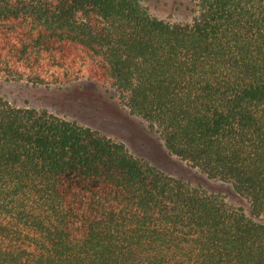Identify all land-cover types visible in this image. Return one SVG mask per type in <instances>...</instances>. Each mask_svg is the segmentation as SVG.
Wrapping results in <instances>:
<instances>
[{"label":"trees","instance_id":"16d2710c","mask_svg":"<svg viewBox=\"0 0 264 264\" xmlns=\"http://www.w3.org/2000/svg\"><path fill=\"white\" fill-rule=\"evenodd\" d=\"M0 0V79L93 80L249 209L102 131L0 96V264H264V0Z\"/></svg>","mask_w":264,"mask_h":264},{"label":"rangeland","instance_id":"374dc122","mask_svg":"<svg viewBox=\"0 0 264 264\" xmlns=\"http://www.w3.org/2000/svg\"><path fill=\"white\" fill-rule=\"evenodd\" d=\"M152 14L170 20L190 18L191 0H144ZM112 90L93 80H78L63 87L31 85L0 79V96L18 106L46 109L51 113L96 128L126 144L129 151L147 159L169 174L187 179L209 191L221 192L227 202L248 212L247 200L229 184L210 179L197 168L170 155L158 134L146 121L129 113L117 102Z\"/></svg>","mask_w":264,"mask_h":264}]
</instances>
